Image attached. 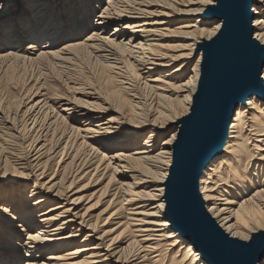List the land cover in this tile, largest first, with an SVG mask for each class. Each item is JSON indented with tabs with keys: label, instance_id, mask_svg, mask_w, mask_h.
<instances>
[{
	"label": "bare ground",
	"instance_id": "bare-ground-1",
	"mask_svg": "<svg viewBox=\"0 0 264 264\" xmlns=\"http://www.w3.org/2000/svg\"><path fill=\"white\" fill-rule=\"evenodd\" d=\"M252 1L253 37L264 47V0ZM217 5L0 0L1 68L54 69L74 93L29 90L26 111L15 115L0 103V146L10 151L0 159V264H214L173 228L165 196L174 145L203 77L204 45L223 27L219 17L204 18ZM86 58L105 74L104 88L81 78ZM260 78L264 87V59ZM262 157L264 99L252 94L198 178L208 215L232 239L264 232Z\"/></svg>",
	"mask_w": 264,
	"mask_h": 264
},
{
	"label": "water",
	"instance_id": "water-1",
	"mask_svg": "<svg viewBox=\"0 0 264 264\" xmlns=\"http://www.w3.org/2000/svg\"><path fill=\"white\" fill-rule=\"evenodd\" d=\"M204 18L223 27L204 45L203 77L189 116L182 120L166 183L167 212L175 230L192 240L214 264H257L264 256V232L249 242L227 236L208 215L198 190L199 175L220 150L238 104L249 95L264 99V47L253 37L252 0H215Z\"/></svg>",
	"mask_w": 264,
	"mask_h": 264
},
{
	"label": "rangeland",
	"instance_id": "rangeland-1",
	"mask_svg": "<svg viewBox=\"0 0 264 264\" xmlns=\"http://www.w3.org/2000/svg\"><path fill=\"white\" fill-rule=\"evenodd\" d=\"M255 4V2H254ZM253 4V6H254ZM95 20V19H93ZM205 20V19H203ZM93 23V22H92ZM92 26V25H90ZM113 29H110L108 33L113 32ZM89 33H85L80 37V42L84 40L85 37L88 36ZM74 38V37H73ZM82 39V40H81ZM77 40V39H75ZM202 39V44H203ZM29 42H25L23 47H26ZM63 43L60 45V47H63ZM201 47V45H200ZM94 60H90L89 58H86L82 60V63L79 65V74H81V78L84 79L87 83H90L94 85L96 88H104L103 85L105 83L104 81V73L100 71V66L94 63ZM17 65V64H16ZM13 65L12 69L5 71V69L1 68L0 65V103H3L5 106L8 107V110L10 111L11 114L15 115L22 110L23 112L26 111V108H24V101H26L24 98L27 94H29V90H35L36 88H39V92L41 95L42 94H47L49 97V94H56V95H65V96H71L74 95V93L70 90H67L69 87L72 85H69V80L64 77L62 73L57 72L54 69H50L48 71L47 68L43 67H37L35 65H29V64H18L17 66ZM27 65V66H26ZM32 66V67H29ZM47 71H46V70ZM51 71V73H50ZM191 70H187V73H190ZM62 74V75H61ZM109 74V73H108ZM111 74V73H110ZM112 75V74H111ZM110 75V76H111ZM113 76V75H112ZM56 80H55V79ZM117 83H113V87L117 88ZM36 86V87H35ZM117 90V89H116ZM70 93V94H69ZM56 103V102H55ZM53 105L52 102H50L47 106ZM55 107V112H59L60 108L59 106H54ZM39 122L37 123L41 125L45 120L43 119V114L40 116ZM49 117H47L48 120ZM44 120V121H43ZM22 127H26V125L23 123ZM67 128L64 125L61 126V129L59 132H62L63 129ZM147 131L146 133H148ZM33 134L35 133L32 132H27L24 134V137H32ZM172 134V130L168 133V136ZM146 137V136H145ZM27 141V140H26ZM0 143H3L0 141ZM24 143V142H22ZM54 149L51 151L53 152ZM9 150L6 149V146L2 147L0 146V159H3L5 156H9ZM54 156V155H53ZM59 160V159H58ZM54 162V160H53ZM68 162H66L67 164ZM64 166V165H63ZM56 168V167H55ZM54 168V169H55ZM61 171V168H59V172ZM41 173V172H40ZM53 173L48 172L46 176H49V178L46 179L49 180L50 176H52ZM62 173L59 176V179L61 177ZM58 179V180H59ZM30 186H33L30 185ZM93 187L89 188L88 192L85 195H88L93 192ZM92 190V191H91ZM28 194L30 195L31 192L30 190L28 191ZM91 203L90 205H92ZM84 205L90 206L89 204L87 205V202L84 203ZM106 206L100 207L98 211L93 212L94 217L97 216L103 209H105Z\"/></svg>",
	"mask_w": 264,
	"mask_h": 264
},
{
	"label": "snow or ice",
	"instance_id": "snow-or-ice-1",
	"mask_svg": "<svg viewBox=\"0 0 264 264\" xmlns=\"http://www.w3.org/2000/svg\"><path fill=\"white\" fill-rule=\"evenodd\" d=\"M166 142H170V141H166ZM262 158H264V157H262ZM242 239H244V240H247L248 239V237L247 236H243L242 235V237H241Z\"/></svg>",
	"mask_w": 264,
	"mask_h": 264
}]
</instances>
